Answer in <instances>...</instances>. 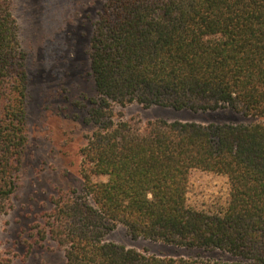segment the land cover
Listing matches in <instances>:
<instances>
[{
	"label": "trees",
	"instance_id": "1",
	"mask_svg": "<svg viewBox=\"0 0 264 264\" xmlns=\"http://www.w3.org/2000/svg\"><path fill=\"white\" fill-rule=\"evenodd\" d=\"M88 57L94 129L80 192L51 198L39 239L55 241L64 264H211L105 240L121 224L132 238L230 256L213 264H264V0H102ZM25 60L11 0H0V213L28 145ZM131 103L254 120L114 121ZM193 169L227 177L223 205L188 204Z\"/></svg>",
	"mask_w": 264,
	"mask_h": 264
},
{
	"label": "rangeland",
	"instance_id": "2",
	"mask_svg": "<svg viewBox=\"0 0 264 264\" xmlns=\"http://www.w3.org/2000/svg\"><path fill=\"white\" fill-rule=\"evenodd\" d=\"M102 0H11L20 44L26 54L28 76L26 147L18 172V186L0 213V257L9 264H64L63 250L50 238L39 239L37 225L59 190L80 192V149L94 126L87 120L95 95L88 49ZM114 121L135 117L141 121H197L248 123L254 118L230 109L207 112L169 107L143 108L131 103L115 106ZM223 174L193 169L189 175L188 204L218 208L228 197ZM105 240L156 255L201 257L211 264L227 261L220 251L176 248L142 237L132 238L118 224Z\"/></svg>",
	"mask_w": 264,
	"mask_h": 264
}]
</instances>
